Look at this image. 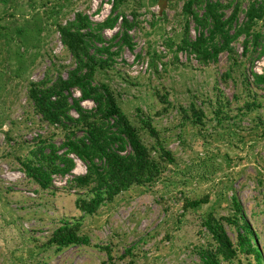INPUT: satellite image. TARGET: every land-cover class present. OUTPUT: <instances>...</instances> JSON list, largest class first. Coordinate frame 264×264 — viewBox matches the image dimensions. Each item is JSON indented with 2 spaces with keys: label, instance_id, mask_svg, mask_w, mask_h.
<instances>
[{
  "label": "rangeland",
  "instance_id": "rangeland-1",
  "mask_svg": "<svg viewBox=\"0 0 264 264\" xmlns=\"http://www.w3.org/2000/svg\"><path fill=\"white\" fill-rule=\"evenodd\" d=\"M211 1L227 5L233 0ZM241 1L244 9L253 0ZM183 3L168 0L163 14L151 0L123 5L118 13L128 21H133V11L138 16V26L128 33L132 50L113 40L119 24L102 32L104 46L119 54L101 80L112 87L134 125L139 126L143 115L150 119L175 163L154 186L134 187L94 216L75 208L77 199L90 197L88 191L72 188L73 178L86 173L76 157L72 173L54 176L46 191L24 176L18 159L28 157L38 138L50 139L56 147L63 143L60 131L44 124L26 99L27 82L41 81L48 70L53 77H66L73 68L55 24L72 20L76 13L86 15L94 26L101 24L110 15L112 0L0 3V33L6 35L0 38V264H192L197 261L194 249L208 241L202 218L230 214L233 198L264 259V84L253 80V74L264 77V54L261 48L244 54L243 38L232 45L237 66L226 53L203 67L189 52H176L185 26ZM46 12L52 13L51 19ZM33 23H40L39 35ZM20 27L22 34L17 33ZM189 37H196L193 22ZM73 94L78 98L77 91ZM191 104L203 113L202 125H193ZM81 106L95 108L89 101ZM181 109L188 112L187 119ZM142 138L151 144L147 135ZM185 200L206 204L184 211ZM64 223L80 224V234L90 245L58 253L48 248L52 233ZM225 228L235 241L234 230ZM127 251L130 256L125 257ZM231 264L253 261L241 257Z\"/></svg>",
  "mask_w": 264,
  "mask_h": 264
},
{
  "label": "trees",
  "instance_id": "trees-1",
  "mask_svg": "<svg viewBox=\"0 0 264 264\" xmlns=\"http://www.w3.org/2000/svg\"><path fill=\"white\" fill-rule=\"evenodd\" d=\"M7 1L0 0V3ZM128 1L112 0L110 15L96 26L82 13H76L64 24L56 23V32L72 58L73 68L66 77L61 74L53 77L52 70H48L41 81L26 83V99L33 112L44 124L60 131L63 143L56 147L50 139H36L28 157L18 159L23 174L41 191H46L52 186L54 176L65 177L72 173L75 163L71 157H76L85 165L86 173L73 178L72 188L88 191L90 197L77 199L75 208L88 216H94L104 205L134 187L154 186L168 166L175 163L150 119L143 115L138 119L139 126L134 125L119 107L112 87L100 78L104 70L112 68L113 58L119 54L111 52V45L104 46V30H114L119 24L120 31L113 40H119L121 48L133 49L128 33L138 26V16L133 11L130 22L118 13ZM151 1L163 14L168 0ZM183 1L181 17L185 26L176 52H189L203 67L215 63L220 54L226 53L237 66L232 45L243 38L244 54L250 48H261L264 54V0L249 1L244 9L241 0L227 5L211 0ZM226 10H230L229 15ZM46 14L52 17L51 12ZM190 22L196 27L194 39L189 37ZM39 24L33 23L38 35ZM0 31H3L1 27ZM21 31L20 27L17 33L22 34ZM5 36L0 33V38ZM6 39L8 43L10 37ZM155 59L154 54L151 66ZM253 80L255 84H264L262 76L253 74ZM73 91L78 92V98ZM163 100L166 103L165 97ZM86 101L92 102L95 108L84 110L81 104ZM180 113L188 118L187 111L181 109ZM189 114L194 126L202 125L203 113L194 104L190 105ZM142 134L149 137V146ZM205 204L206 200H185L183 210H198ZM226 226L234 230L235 241L227 235ZM201 228L208 241L194 249L197 261L192 264H231L241 257L251 258L253 264H264L254 241L256 236L236 199H232L230 214L219 217L208 213L202 218ZM80 229L78 223H64L52 233L48 248L58 253L72 246H89V239L80 234ZM126 256H130L129 251ZM125 264L136 262L129 260Z\"/></svg>",
  "mask_w": 264,
  "mask_h": 264
},
{
  "label": "built area",
  "instance_id": "built-area-1",
  "mask_svg": "<svg viewBox=\"0 0 264 264\" xmlns=\"http://www.w3.org/2000/svg\"><path fill=\"white\" fill-rule=\"evenodd\" d=\"M257 74H260L258 71H257ZM78 97H79V94H78V92H77V94H76ZM72 159L74 158L73 156L71 157Z\"/></svg>",
  "mask_w": 264,
  "mask_h": 264
}]
</instances>
